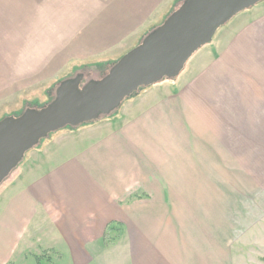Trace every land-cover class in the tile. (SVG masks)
Wrapping results in <instances>:
<instances>
[{
	"label": "crops",
	"instance_id": "1",
	"mask_svg": "<svg viewBox=\"0 0 264 264\" xmlns=\"http://www.w3.org/2000/svg\"><path fill=\"white\" fill-rule=\"evenodd\" d=\"M181 1L169 0L148 30ZM158 2L140 8L149 13ZM57 5L0 0V90L15 72L36 74L32 60L51 58L55 40L64 49L71 30ZM235 25L226 45L218 37L200 52L212 60L184 88L180 81L148 88L121 114L80 135L62 130L36 150L0 190V261L45 244L62 264H93L99 258L88 250L102 249L108 226L121 224L129 264H235L247 210L254 236L264 223L262 200L247 206L246 196H229L232 179L264 181V1L220 34ZM167 88L174 93L162 97Z\"/></svg>",
	"mask_w": 264,
	"mask_h": 264
},
{
	"label": "rangeland",
	"instance_id": "2",
	"mask_svg": "<svg viewBox=\"0 0 264 264\" xmlns=\"http://www.w3.org/2000/svg\"><path fill=\"white\" fill-rule=\"evenodd\" d=\"M147 1H142L140 7H144ZM168 1L159 0L157 8L153 11L150 9L149 13H147L143 11L145 9L133 6V3L129 0H54V2L59 3L57 5L58 10L63 14V18H68L65 21V29L71 30V38L63 50L60 48L62 41L55 40V50L51 58L32 60V64H38L36 74L32 73L21 77L20 74L15 72L12 75L15 82L0 90V121L11 115H22L28 109L41 110L47 107L56 99L57 90L63 81L74 79L79 75L83 76L84 83L103 79L114 64L141 45L145 38L151 34L152 31L148 30L150 24L161 19V15L167 10ZM184 1L182 0L174 9L170 10L159 26L177 11ZM154 2L155 0H149L150 6H153ZM159 6L160 8L158 9ZM251 8H254V6ZM247 10L240 12L237 16ZM56 12L57 10H55L54 17ZM244 25L243 22L242 27ZM240 26L235 25L224 35L220 34L223 27L218 29L212 41L193 54L178 76L165 78L149 87L139 88L133 95L126 98L113 113L104 115L98 120L86 122L78 127L68 126L49 134L47 138L42 139L38 145L26 153L20 165L0 184V190L20 172L22 166L30 161L31 156H35L36 150L56 137L58 132L62 130L63 132L66 130H78L77 134L80 135V131L82 132L94 126L96 122L121 114V110L129 101L139 97L148 88L168 82L177 84V81H180L182 88H184L185 84L190 81L192 74L195 76L204 71L206 63L212 60V58L209 59L203 53L202 56L199 55L200 52H203L206 48L211 49L212 44L216 43L215 40L218 37L222 42H219L220 46L226 45L237 33ZM56 33L57 31H55V36H57ZM225 35L228 37L224 38ZM209 49L205 52H209L212 55L211 57H215L217 53L214 50L209 51ZM15 63H19V58L15 59ZM74 65L76 68L73 69ZM169 91L174 93L173 89L167 88L163 89L159 94L163 97L168 95ZM25 170H29V168H25ZM240 178L238 180L232 179L235 183L229 186V196H246L247 206H253L254 202L257 204L261 200L264 203V181L260 187V185L255 186L256 184L251 185V182H248L249 177L246 180L244 179V181H241ZM214 196H216V193ZM252 209L251 207V209L247 210L246 229L248 230H246L245 236L239 237H245L246 239L236 240L233 246L235 264H264V223L260 238H258L259 235L254 236L253 228H251L253 226H249L248 223L250 221H247L252 217L254 212ZM244 227L245 225H239V228ZM46 229L48 230L47 226L43 228V231ZM124 235L125 229L121 224L108 226L103 237V248L100 250H88L91 258H93V254L95 258H99V261H95L93 264H129L126 250H124ZM42 246V248H30L36 254H31L29 251L23 252L22 249H19L16 255L8 260L4 261V259H1L0 264H62L60 263V252L46 249L45 244ZM3 254L7 255L8 251L1 252V255Z\"/></svg>",
	"mask_w": 264,
	"mask_h": 264
},
{
	"label": "water",
	"instance_id": "3",
	"mask_svg": "<svg viewBox=\"0 0 264 264\" xmlns=\"http://www.w3.org/2000/svg\"><path fill=\"white\" fill-rule=\"evenodd\" d=\"M264 0H186L137 48L123 56L101 80L82 75L61 83L56 99L41 110L28 109L0 121V184L26 153L49 134L113 113L141 87L178 76L218 29Z\"/></svg>",
	"mask_w": 264,
	"mask_h": 264
},
{
	"label": "trees",
	"instance_id": "4",
	"mask_svg": "<svg viewBox=\"0 0 264 264\" xmlns=\"http://www.w3.org/2000/svg\"><path fill=\"white\" fill-rule=\"evenodd\" d=\"M185 1H186V0H185ZM185 1H184V2H185ZM156 29H157V27L153 28L151 31L154 32ZM152 32H151V33H152ZM114 65H115V64H114ZM112 66H113V65H112ZM95 81H98V80H95Z\"/></svg>",
	"mask_w": 264,
	"mask_h": 264
}]
</instances>
